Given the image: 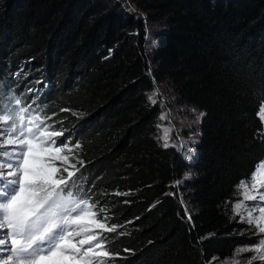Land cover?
Listing matches in <instances>:
<instances>
[{"label":"trees","instance_id":"16d2710c","mask_svg":"<svg viewBox=\"0 0 264 264\" xmlns=\"http://www.w3.org/2000/svg\"><path fill=\"white\" fill-rule=\"evenodd\" d=\"M138 7L165 25L151 50L144 24L113 0L0 2V88L13 83L19 91L43 72L45 117L74 134L70 146L80 144L71 160L76 178L95 180L93 201L108 205L100 215L124 225V235L107 234L109 251L120 253L115 264L223 262L257 243L232 221L231 207L236 185L264 160V0H138ZM21 66L33 67L17 84ZM154 83L204 114L191 160L158 140L163 107L147 98ZM186 176L180 187L191 231L172 195Z\"/></svg>","mask_w":264,"mask_h":264},{"label":"snow or ice","instance_id":"6c2138e0","mask_svg":"<svg viewBox=\"0 0 264 264\" xmlns=\"http://www.w3.org/2000/svg\"><path fill=\"white\" fill-rule=\"evenodd\" d=\"M28 91L39 97L38 90ZM153 91L156 92L155 83ZM36 98L24 101L12 87L7 91L0 88V264H115L120 253L109 251L107 234L124 235L118 232L124 225L109 223L107 213L100 215L108 205L93 201L95 180L89 185L85 175L76 178L79 169L71 163L73 148L80 144L70 146L71 135L64 136L62 127L56 130L53 124L46 123L51 117H41L45 105L37 104ZM147 98L151 105L157 104L151 95ZM258 117L264 122V102ZM159 119L164 120L165 115ZM158 131V140L169 147L174 129L158 125ZM258 135L264 139V123ZM62 136L64 139L58 142ZM171 146L176 147L175 143ZM180 183L175 181L173 187L178 189ZM236 188L240 199L233 204L234 216H240L239 222L259 234L256 244L237 251L253 252L245 264H264V192L259 191L264 188V160L258 163L250 181L242 179ZM130 194L118 190L114 193ZM172 195L178 196V191ZM257 200L259 203L251 208L245 203ZM179 201L185 214L182 219L190 231L194 230L183 198L179 197ZM203 239L198 237L197 242ZM230 259L239 264L235 253Z\"/></svg>","mask_w":264,"mask_h":264},{"label":"rangeland","instance_id":"374dc122","mask_svg":"<svg viewBox=\"0 0 264 264\" xmlns=\"http://www.w3.org/2000/svg\"><path fill=\"white\" fill-rule=\"evenodd\" d=\"M2 1L13 2V3L15 2V0H0V2ZM113 1L115 3H121L122 5H124L126 8H128L130 14L133 15L137 21L142 22L144 24L145 33H146V42L150 50L159 44V41L156 36L158 33H160L162 30L165 29V25L163 21L155 20L157 19L156 14L152 15L146 11L139 9L138 0H113ZM133 34L135 35L138 34V31L136 29H134V31L132 32L129 31L128 37L132 36ZM32 67L33 66H28L27 69L25 66H21L19 69L20 70L19 74L20 75L26 74L27 72L30 71ZM40 68H41L40 66L36 67L34 69V72L40 70ZM42 77H43V72H39L38 76H36L35 78H30L23 87L21 86L22 88L19 91L15 90L13 83H9L4 88L2 87L1 88L5 91V89L8 90L9 87H12L15 93L21 94L22 96L31 93L35 94V92L28 91V89L38 90L42 83V79H41ZM18 78L19 77H17V84H20V80ZM26 79H28V77ZM35 81H38V84H33ZM155 89L156 92L153 91L151 96L161 104V106L163 107V114L165 115V119L162 120L161 128L170 126L172 129H174V133L171 134L170 136L169 145L175 143L177 149L179 150V153L183 155V157L186 160H191L195 155V146L200 140V133L198 131V127L201 124L203 117L199 115L201 114V112L191 106L179 105L177 100V94L166 83L156 84ZM192 110H195V112H193ZM40 115L42 118L45 117V114L43 112H41ZM56 120L57 119H53L50 121V123L55 124ZM46 123L50 124L48 121H46ZM68 135H71V141H72L74 134L69 132V130L64 131V136H68ZM64 136L61 137L62 140L64 139ZM71 163L73 162L71 161ZM188 178L189 176H187V178H184L181 181L180 185H183L185 183V180ZM180 185L178 189L177 188L175 189L178 191L179 196L183 198L184 205H186L188 209L186 198H184V193L182 192V188L180 187ZM259 191L264 192V188H260ZM245 203L249 208H251L253 205L259 203V201L258 200L246 201ZM232 207H231L232 221L237 224H241V226L244 227L242 234H245L247 237H253L257 242L259 238V234H255L253 229L250 228L248 224L239 222L240 216H234ZM237 250L235 252V260H238L239 264H245V261L253 255V252L251 251L239 252ZM211 264H234V261L232 259H227L223 262H218L213 260ZM252 264H261V262L252 261Z\"/></svg>","mask_w":264,"mask_h":264}]
</instances>
